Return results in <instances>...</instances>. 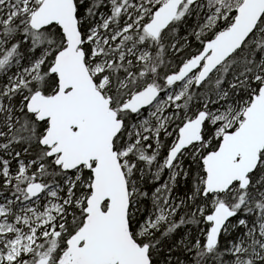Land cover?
I'll list each match as a JSON object with an SVG mask.
<instances>
[{
  "label": "snow or ice",
  "instance_id": "obj_1",
  "mask_svg": "<svg viewBox=\"0 0 264 264\" xmlns=\"http://www.w3.org/2000/svg\"><path fill=\"white\" fill-rule=\"evenodd\" d=\"M0 264H264V0H0Z\"/></svg>",
  "mask_w": 264,
  "mask_h": 264
}]
</instances>
